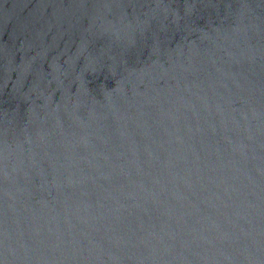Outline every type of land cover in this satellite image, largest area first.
<instances>
[{
  "label": "water",
  "instance_id": "obj_1",
  "mask_svg": "<svg viewBox=\"0 0 264 264\" xmlns=\"http://www.w3.org/2000/svg\"><path fill=\"white\" fill-rule=\"evenodd\" d=\"M0 264H264V0H0Z\"/></svg>",
  "mask_w": 264,
  "mask_h": 264
}]
</instances>
